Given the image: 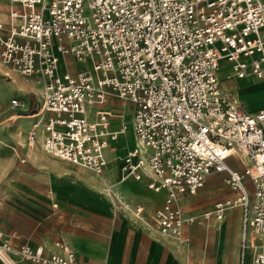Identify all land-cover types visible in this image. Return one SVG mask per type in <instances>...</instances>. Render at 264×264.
<instances>
[{
	"label": "built area",
	"instance_id": "1",
	"mask_svg": "<svg viewBox=\"0 0 264 264\" xmlns=\"http://www.w3.org/2000/svg\"><path fill=\"white\" fill-rule=\"evenodd\" d=\"M8 3L0 68L41 82L26 145L101 177L106 151L116 150L130 125L135 144L121 159L120 181L147 175V187L166 196L148 216L105 184L113 213L181 246L189 241L185 226L199 217L220 221L227 209L240 207L236 264H264V108L248 112L218 85L223 63L239 80L264 81V0ZM70 60L82 68L68 70ZM112 99L131 107L130 124L116 131L112 110L104 108ZM10 106L23 105L12 99ZM215 173L225 175L237 198L200 215L186 212L183 200ZM15 237L0 231V264H16L12 256L29 264H79L63 240L46 255L42 245L13 248Z\"/></svg>",
	"mask_w": 264,
	"mask_h": 264
},
{
	"label": "crops",
	"instance_id": "2",
	"mask_svg": "<svg viewBox=\"0 0 264 264\" xmlns=\"http://www.w3.org/2000/svg\"><path fill=\"white\" fill-rule=\"evenodd\" d=\"M72 65L73 63L70 60L69 66L66 68L73 71L71 69ZM62 69H65V65L62 67ZM220 69L221 71H229L228 66L224 63L221 65ZM0 75L5 78L6 81H11L14 83L21 82L19 89L22 90V94L18 96L16 94H10L8 96L11 97L10 100L19 99L23 106L18 108L11 107V113L5 118L13 115L16 116L18 114L29 115L25 117H22L21 115L20 117L22 118H15V116L12 117L14 120H24L21 127H23L24 145H26V134L30 128L29 126L32 122L31 118H33L32 115L36 112V108H32V110L28 112L29 110L26 105L30 101L26 99L25 91L32 89L31 86L36 84L38 87L36 86L34 90L36 95V100L34 102L40 101L42 94L41 82L36 79H24L19 75L6 72L1 68ZM6 75H8V77ZM248 80L264 83V81H259L256 79ZM248 80H241V82ZM118 101V99H112L109 103H107L106 106H104V108L110 109V105ZM239 103L242 104L241 102ZM120 105L124 108L129 107V110H131L130 105L126 102L121 103ZM242 106L246 111H248L244 104H242ZM263 108L264 107H261L255 112ZM130 113L131 112L127 114L129 117L128 120L131 119ZM8 122L11 121H7L5 123ZM110 125V129L113 131H116L121 126L115 119H110ZM122 136L123 135L118 136L115 142V151H106L108 165L111 162L109 160L110 156L118 152L121 146L122 149L126 150L125 152L134 147L135 143L133 141V135L127 147L119 142V138ZM26 147L27 150L32 151L39 149L45 155H47L40 145H37L34 148H30L28 145H26ZM20 160L21 163L25 161L24 158H20ZM230 163L232 167H236L237 165L236 161L234 160H231ZM121 166L122 161L119 163L120 174L118 176L119 179L116 181L111 182L110 180L108 181V179L103 177L106 170L108 169V166L102 177H98L102 180L100 185L101 192L98 191V195L108 199L107 206L101 203L99 197H87L86 194L84 195L85 192L82 190V192L80 191L78 195H74L73 193L74 198H77L78 202H71L68 207V212H64L62 209L65 207L61 206L56 210H51L48 215V219L50 221L46 225L47 228L44 231H39V233L35 232L36 229L42 228L44 226L43 220H40L33 230H26L15 226L9 228V226L4 222L5 220L2 221L1 217L0 231L5 235H10L11 233L16 235L14 239L10 240V244L13 248L20 247L22 244H28L32 247L42 245L46 255L53 252V244L57 242V240H63L67 243L70 249L74 251L79 264H184L188 261L202 264L237 263L242 213L240 207H235L237 210H234V208L229 209L228 213L225 212L224 215L226 219H228L230 216L234 219V233H229L227 229H219L216 232L207 233L205 235V239L203 240L202 237L195 238L194 247L189 242L182 244L181 246H177L173 242L162 240L157 231H155L151 225L143 228L138 224H135L130 218L113 213L109 198L103 194V187L105 184H114L116 191L120 190L123 196H125V199L130 203L142 206L144 208V213H146L148 216H151L155 210L159 209L163 205V201L166 196L164 190L154 193L147 187V184L150 181L147 175L141 177L140 180H135L134 178L128 177L124 182H121ZM247 182L249 181H245L246 186H248ZM60 189L61 187L58 186L55 191H59ZM68 189L73 190L74 187L72 188L71 186ZM51 192L53 193L52 190ZM130 194H134L133 196L136 197L132 198ZM52 195L55 198L56 195L59 196V193H54ZM187 199H190V197L183 200V208L186 212L194 214L190 212L184 204ZM149 218L150 217H148V220L150 222ZM221 220L216 222L213 219L206 221L207 228L211 223L214 227L218 226L221 223ZM200 223H204V221H199L197 224L185 226L183 228L185 237L189 239L190 232H194L193 227L198 226ZM197 252H201L203 256L198 257L196 255ZM12 258L16 264H29L27 262H21L16 256H12Z\"/></svg>",
	"mask_w": 264,
	"mask_h": 264
},
{
	"label": "rangeland",
	"instance_id": "3",
	"mask_svg": "<svg viewBox=\"0 0 264 264\" xmlns=\"http://www.w3.org/2000/svg\"><path fill=\"white\" fill-rule=\"evenodd\" d=\"M9 9L10 4L8 0H0V24H2L0 35L7 33ZM72 63L71 69L73 71H78L82 68L80 64L74 61ZM218 81L221 91L230 98L244 104L248 111L253 113L261 107H264L263 82L248 80L242 81L244 83L243 85L240 84L241 80L231 75V72L227 70L221 71V69L218 71ZM19 85H21V82L14 83L6 81L0 75V217L2 221L5 220L4 222L9 228L15 226L26 230H33L36 224L40 220H43L44 226L35 230L36 233H39V231H44L47 228L46 225L50 221L48 215L51 210H56L61 206L65 207L62 209L64 212H68L70 203L78 202V199L74 198L73 193L74 195H78L82 190L87 197H99L101 203L107 206L108 199L98 195V191L101 192L100 185L102 180L100 178L93 176L87 170L72 167L58 158L47 156L39 149L36 151L27 150L26 145H24L23 127H21L24 120H14L12 117L15 115L5 118L12 111L9 103L11 97L8 95L16 94L18 96L22 94ZM36 86V84L32 85V89L25 91V97L30 101L26 105L29 110L28 112L32 108H36L39 103V101L34 102L36 100L34 92ZM121 103L125 102L119 100L110 105L109 108L114 113V118L112 119L117 120L119 124L126 123L129 125L130 120H128L129 117L127 114L131 110H129V107H122L120 105ZM7 121L11 122L5 123ZM131 137V128L129 125L125 134L119 138V142L127 147L132 139ZM125 151L121 146L118 152L110 156L109 160L111 162L103 175L108 181L113 182L119 179V163L125 155ZM20 158H24L25 161L21 163ZM234 168L242 170L243 167L237 164ZM224 178L225 175L223 173H215L207 177L197 195L185 201L186 208L190 212L200 215L203 212L212 210L217 202H233L237 198V194L225 184ZM57 185L61 187L59 191H55L58 188ZM247 185V190L250 192L251 184L247 182ZM71 186L72 188L74 187L73 190L68 189ZM54 193H59V196L56 195L54 198L52 195ZM133 195L130 194L132 198H135L136 196ZM228 210H226V213H228ZM234 210H237V208L234 207ZM225 219V216H223L218 226L214 227L211 223L207 228L206 221L199 217L198 221H204V223L193 227L194 232H190L188 242L194 247L195 238L202 237L203 240L207 233L216 232L219 229H227L229 233H234V219L231 216ZM196 255L198 257L203 256L201 252H197Z\"/></svg>",
	"mask_w": 264,
	"mask_h": 264
},
{
	"label": "bare ground",
	"instance_id": "4",
	"mask_svg": "<svg viewBox=\"0 0 264 264\" xmlns=\"http://www.w3.org/2000/svg\"><path fill=\"white\" fill-rule=\"evenodd\" d=\"M240 84H243L244 85V83H242V82H240ZM246 88H248V86H246ZM21 116V114H18V115H16L15 116V118H18V117H20ZM125 137V136H124ZM133 141H134V139H133ZM155 193V192H154Z\"/></svg>",
	"mask_w": 264,
	"mask_h": 264
}]
</instances>
